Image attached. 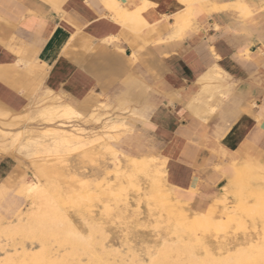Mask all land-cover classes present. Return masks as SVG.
<instances>
[{
    "label": "crops",
    "instance_id": "crops-1",
    "mask_svg": "<svg viewBox=\"0 0 264 264\" xmlns=\"http://www.w3.org/2000/svg\"><path fill=\"white\" fill-rule=\"evenodd\" d=\"M55 98L125 120L118 144L203 212L264 174V0H0V124Z\"/></svg>",
    "mask_w": 264,
    "mask_h": 264
},
{
    "label": "rangeland",
    "instance_id": "rangeland-1",
    "mask_svg": "<svg viewBox=\"0 0 264 264\" xmlns=\"http://www.w3.org/2000/svg\"><path fill=\"white\" fill-rule=\"evenodd\" d=\"M53 100V102H51L50 104H43L37 107L35 111H29L26 115L14 116L12 118H10L9 115H5L3 118L6 122L0 124V127L3 130L11 132L10 134H5L0 131V154L10 155L16 160L15 173L11 178H9L7 187L5 188L3 197L0 201V264H98V259H102V264H134V262L138 264H153L159 262V260L161 264H171L170 262H172V264H181V262L182 264H189L187 262V258H193L198 262L203 263H207L209 261L223 263L230 258H236L242 255L245 256L252 251L256 252L258 250L257 248H260L262 244H264V206H262L259 211H256V213L254 211L251 212V209L253 210L255 206V194L257 193V191L261 192L264 196V185L256 182L253 186V191L251 193H248L242 199L238 197H236L235 199L234 196L226 195V197H228L226 198L227 200H225L226 203L223 202V204H221L219 214L214 219L212 225H210L208 228H198L194 229L191 232H184L182 230L177 231L175 230V225L177 226L175 216L169 213L163 206H161L162 203L157 201L159 198H161V200L163 199V202L166 201L170 205H174L176 201L179 202V200L174 197L171 190H168L170 189V187L167 189V181L164 180L163 174H161L158 168V162L162 161L158 158L150 156H145L146 160H139V158L142 157L141 155L130 152L126 149V147L118 144L125 139L127 132L129 131V129L126 127L125 120L120 118L115 119L111 117V115H109L107 112L103 113L100 112V110L92 112L89 114V116H86V114L80 113L71 104L63 103L56 98ZM67 105H70L74 109V111L79 114V116L75 118V116L70 114V117H66V122L70 121L68 123L70 125H73L75 123L74 125H76L77 128L83 130V134L85 135V144H70L71 146L68 145L70 148L67 147V144H65L63 147L66 148L63 149V147L61 146L60 148L54 146V142L52 143L50 138L47 137L44 138V141L40 140V142H43L40 143V145H42L44 148L47 147L46 150H48V152H46V155L43 154L46 150L40 145L39 147L38 145H34L31 148L25 147L27 142L26 139L30 135V133H32L30 136L33 137H37V135L40 136L39 132L47 125L48 122L44 120L46 118L42 117V114L51 108L59 107L58 109H64ZM50 119H54V117H50ZM64 120L66 119H56L52 122V124L60 123V121ZM22 131H29V134H17ZM8 134L9 136H7ZM15 134L16 136L18 135V137H21L16 138ZM10 135L14 136H12L11 138ZM94 136L96 137L94 138ZM114 138L115 140H113ZM15 139L19 140L16 141ZM14 140L16 141V143L14 142ZM87 140H90V142ZM102 140L104 141L102 142ZM91 141L93 143H91ZM98 143L100 145L103 144L101 145L103 148L99 146ZM16 144H18L19 147ZM15 145L17 150L15 148ZM34 147L35 149H33ZM77 147L80 149H78ZM107 147L109 148V150H107ZM57 148L62 149L59 150ZM99 148H102V150L100 149V152ZM96 149L97 152H95ZM60 151H64V153L61 155ZM89 151H91V153L93 152L96 155L88 154L90 153ZM115 151L118 153H116ZM41 153L42 156L44 155V157L41 156ZM37 154L38 157L36 156ZM114 154L117 155V157L114 156ZM30 156H32L33 158L31 159ZM35 157L37 158L35 159ZM48 157L51 161L59 158L61 160H56V163L65 162L63 164H66V166L63 165V167H61L59 165L62 164H56L55 160L54 162H51L47 159ZM44 158L48 161L46 160L45 162ZM62 158L65 159L63 160V162H61ZM40 161L46 163H44L45 167L43 163H39ZM117 161L119 164H117ZM62 170L63 172H61ZM72 171L74 174H76V177L72 176L74 175L71 174ZM69 174H71V176H69ZM70 177L73 180L74 184H77L76 186L72 183ZM32 180L39 182L40 186L42 187V192L45 195L43 193L37 194L36 192L30 191L28 189L27 185ZM64 180L68 181L64 182ZM127 180L128 182H126ZM129 185H131V187ZM154 190H156V192ZM224 194L225 192L223 191L222 195ZM104 207H106V210H104ZM176 208L178 212L185 210V207H182L180 205H176ZM222 208L226 209L227 211L223 210ZM189 209L192 210V212L202 213L197 210L194 211L190 207ZM108 210L109 212L112 210V212L109 213ZM206 210H204L203 213L206 212ZM64 213L65 217L63 216ZM189 214H191L190 216L193 215L192 213ZM37 215H40V221L36 222V224H39V227H37L38 224L36 225L35 221L32 220L33 217ZM226 215L228 218L226 217ZM52 220H57L58 222L55 221L53 223ZM117 220H119L120 222ZM129 222H131L132 225ZM41 224L44 228L40 226ZM57 224L59 227L57 226ZM35 225L36 228L34 227ZM161 228L162 230H160ZM137 229L139 232H136ZM114 230L116 231L114 232ZM198 231L202 232H200L199 234ZM157 232L161 233L159 234ZM136 233L139 234L137 235ZM142 233L148 235V237L143 235ZM133 234H135V236ZM149 235H151L152 237L150 236V238ZM225 235H227V237ZM122 236L124 238H122ZM155 236H157V238H155ZM203 236L204 238L208 237L207 240L202 238ZM137 237L139 240L136 239ZM183 237H187V239H183ZM225 237L227 238L226 240L224 239ZM229 237L231 239L228 240ZM254 238H256L258 242L256 239V241H254ZM161 240H166L167 244L166 242H162ZM205 240L207 242H205ZM218 240L223 241L221 242ZM148 241L150 242L149 245L152 246H148V244H146V242L148 243ZM173 242H175V244ZM209 242L211 245L209 244ZM230 242L233 244H231ZM241 242H243V245L246 248L242 245ZM212 244L214 246H212ZM170 245L174 249L171 248ZM226 245L227 247H225ZM142 246H144L143 250L141 248ZM210 246L211 248H209ZM166 247L170 248L166 249ZM131 248L136 250L138 254ZM153 248L155 249L153 250ZM212 248L215 249V251H212ZM202 249L204 250V252ZM131 250L134 253L131 252ZM144 250L148 253H146ZM228 250L229 252H227ZM199 251L201 256H199ZM225 251L227 254L225 253ZM154 254H156L157 256H153ZM177 254L179 255V257ZM202 254H205V257ZM218 254L220 255L219 257H217ZM176 256L178 259L176 258ZM180 256H183L181 257L182 259L180 258ZM168 257H170V259ZM258 257L264 259V253L262 255H259ZM218 258H223V260H219ZM185 260L186 263L184 262Z\"/></svg>",
    "mask_w": 264,
    "mask_h": 264
},
{
    "label": "bare ground",
    "instance_id": "bare-ground-1",
    "mask_svg": "<svg viewBox=\"0 0 264 264\" xmlns=\"http://www.w3.org/2000/svg\"><path fill=\"white\" fill-rule=\"evenodd\" d=\"M186 3V2H185ZM148 9V8H147ZM140 19V18H139ZM54 101V100H53ZM52 101V102H53ZM63 105V104H62ZM66 105V104H65ZM56 106H58V105H56ZM60 106V105H59ZM59 108V107H58ZM58 108H51V109H49L48 111H45L43 114H42V117H44V118H46V119H44L46 122H48L47 123V125L39 132L40 133V136L39 135H37V137H33V136H30L32 133H30V135L27 137V142H26V146L25 147H32V146H36V145H38V147H39V145H40V143H43V142H40V140L42 141H44L45 139L44 138H47V137H49L50 138V140L52 141V143L54 142V146H56V147H59L60 148V146L61 147H63L65 144H67V147H69V146H71V145H75V143H76V145L78 144H85V135L83 134V130L82 129H79V128H77L76 127V125H70V124H68L69 122H66L67 121V116H69L70 114L71 115H73V116H75V118H77L78 116H79V114L77 113V112H75L74 111V109L70 106V105H67L64 109L62 108V109H58ZM40 110V109H39ZM73 116H72V118H73ZM41 117V116H40ZM50 117H54V119H50ZM70 117V116H69ZM81 117V116H80ZM66 119V120H64V121H60V123H56V124H52V122L54 121V120H56V119ZM82 118V117H81ZM69 119V118H68ZM116 119V118H115ZM77 120V119H76ZM118 120H120V119H118ZM43 122V121H42ZM46 124V123H45ZM114 125V124H113ZM116 125V124H115ZM120 125V124H119ZM118 125V126H119ZM2 126V125H1ZM117 126V125H116ZM3 127V126H2ZM112 127V126H111ZM109 128V127H108ZM114 128V127H113ZM113 128H111V129H113ZM105 129H106V127H105ZM120 129V128H119ZM27 130V129H26ZM29 130V129H28ZM109 130V129H108ZM0 131L1 132H3V133H5V134H7V133H11V132H9V131H6V130H3L1 127H0ZM9 134L7 135V136H9ZM17 134H29V131H22V132H20V133H17ZM23 135V136H24ZM109 135V134H108ZM6 136V135H5ZM11 136V135H10ZM12 136H14V135H12ZM12 136H11V138H12ZM104 136V135H103ZM107 136V135H106ZM115 136V135H114ZM15 137L17 138L18 137V135L16 136V134H15ZM19 137H21V136H19ZM18 137V138H19ZM96 136H94V138H95ZM98 137V136H97ZM100 137V136H99ZM14 138V137H13ZM93 138V137H92ZM101 138V137H100ZM20 139H22V138H20ZM89 139H90V137H89ZM117 139V138H116ZM16 141H18L19 139H15ZM14 140V142L16 143V141ZM25 140V141H26ZM101 140V139H100ZM113 140H115V138L113 139ZM4 141V140H3ZM7 141V140H6ZM87 141H89L90 142V140H87ZM93 141V140H92ZM91 141V143H93ZM96 141H98V140H96ZM104 140H102V142H103ZM117 141V140H116ZM2 142V141H1ZM5 142V141H4ZM13 142V141H12ZM24 143V142H23ZM51 143V142H50ZM97 143V142H96ZM99 143H100V141H99ZM98 143V144H99ZM45 144H46V142H45ZM71 144V145H70ZM107 144V143H106ZM105 144V145H106ZM13 145H14V143H13ZM16 145H18V144H16ZM16 145H15V148H16ZM25 145V144H24ZM44 145V144H43ZM47 145H49V144H47ZM69 145V146H68ZM101 145H103V144H101ZM100 144H99V146H101ZM22 146V145H21ZM40 146H42V145H40ZM1 147V146H0ZM18 147H19V145H18ZM43 147V146H42ZM41 147V148H42ZM79 147V146H78ZM77 147V148H78ZM102 147V146H101ZM106 147V146H105ZM109 147V146H108ZM107 147V148H108ZM23 148V147H22ZM37 148V147H36ZM44 148V147H43ZM53 148V147H52ZM51 148V149H52ZM59 148H57V149H59ZM64 148H66V147H63V149ZM70 148V147H69ZM72 148V147H71ZM74 148V147H73ZM82 148V147H81ZM85 148H86V146H85ZM87 148H89V147H87ZM91 148V147H90ZM94 148V147H93ZM96 148V147H95ZM103 148V147H102ZM102 148H99V152H100V149L102 150ZM27 149V148H26ZM33 149H35V147L33 148ZM45 150L47 149V147H45L44 148ZM43 149V150H44ZM62 149V148H61ZM61 149H59V150H61ZM78 149H80V148H78ZM16 150H17V148H16ZM37 150V149H36ZM50 150V149H49ZM55 150V149H54ZM92 150V149H91ZM107 150H109V148L107 149ZM20 151V150H19ZM22 151V150H21ZM26 151V150H25ZM33 151V150H32ZM39 151H40V149H39ZM94 151V150H93ZM27 152V151H26ZM36 152V151H35ZM43 152V151H42ZM45 153H43L44 155H46V152H48V150H46V151H44ZM57 152H59V151H57ZM90 153H88V154H94L93 152L91 153V151H89ZM95 152H97V149H96V151ZM99 152H98V156H99ZM109 152V151H108ZM116 152V151H115ZM114 152V153H115ZM36 153H38V152H36ZM54 153H56V152H54ZM60 153H61V155L64 153V151L63 152H61L60 151ZM116 153H118V152H116ZM115 153V154H116ZM20 154V153H19ZM19 154H18V156H19ZM39 154V153H38ZM38 154L36 155L37 157H38ZM50 154V153H49ZM84 154H87V153H84ZM83 154V155H84ZM114 154V156H116L117 157V155H115ZM2 155V154H1ZM12 155V154H11ZM22 155V154H21ZM20 155V156H21ZM30 155V154H29ZM34 155V154H33ZM44 155L42 156V153H41V156L42 157H44ZM48 155V154H47ZM60 155V156H61ZM89 155V156H90ZM94 155H96V154H94ZM119 155V154H118ZM35 156V155H34ZM52 156V155H51ZM55 156V155H54ZM53 156V157H54ZM57 156V155H56ZM59 156V157H60ZM101 156V155H100ZM6 157V156H5ZM22 157V156H21ZM31 157V159L33 158L32 156H30ZM37 157H35V159L37 158ZM40 157V156H39ZM45 157H47V156H45ZM49 157H50V155H49ZM49 157L47 158L48 160H50L51 159V157H50V159H49ZM52 157V158H53ZM65 157V156H64ZM86 157H88V156H86ZM92 157V156H91ZM95 157H97V156H95ZM120 157H122V156H120ZM26 158H27V156H26ZM55 158H58V157H55ZM93 158V157H92ZM92 158H90V159H92ZM159 158V157H158ZM45 159V158H44ZM47 159H45L44 161L46 162V160ZM54 159V158H53ZM59 159V158H58ZM58 159H54L55 160V163H56V160H58ZM67 159V158H66ZM123 159V158H122ZM25 160H27V159H25ZM38 160H39V158H38ZM43 160V159H42ZM47 160V161H48ZM54 160L53 161H51V162H54ZM59 160H61V159H59ZM58 160V161H59ZM63 160H65V159H63L62 158V161L61 162H63ZM139 160H146V157L145 156H142L141 158H139ZM150 160H152V159H150ZM30 161V160H29ZM160 161V160H159ZM31 162V161H30ZM38 162V161H37ZM44 162V163H45ZM135 162V161H134ZM140 162V161H139ZM33 163V162H32ZM35 163V162H34ZM40 164H42L43 162H39ZM44 163H43V165H44ZM54 163V164H55ZM63 163H65V162H63ZM63 163H56V164H62V165H59V166H61V167H63V165H65L66 166V164H63ZM85 163V162H84ZM92 163H93V161H92ZM137 163V162H136ZM159 163V170H160V172H161V174H163V178H164V180L165 181H168V180H166L167 178H166V169H164V166H163V162H158ZM157 163V164H158ZM31 164V163H30ZM37 164V163H36ZM46 164V163H45ZM53 164V163H52ZM82 164V163H81ZM117 164H119L118 163V161H117ZM132 164H133V162H132ZM121 165V164H120ZM137 165V164H136ZM135 165V166H136ZM141 165V164H140ZM156 165V164H155ZM250 165V164H249ZM31 166V165H30ZM34 166V165H33ZM48 166V165H47ZM117 166V165H116ZM252 166V165H251ZM44 167H45V165H44ZM58 167V166H57ZM130 167V166H129ZM134 167V166H133ZM139 167V166H138ZM36 168H38V167H36ZM35 168V169H36ZM56 168V167H55ZM59 168V167H58ZM142 168V167H141ZM140 168V169H141ZM157 168V169H158ZM40 169V168H39ZM48 169V168H47ZM62 169V168H61ZM65 169H66V167H65ZM70 169V168H69ZM137 169V168H136ZM37 170V169H36ZM76 170V169H75ZM139 170V169H138ZM263 170V169H262ZM47 171V170H46ZM49 171V170H48ZM67 171H68V169H67ZM78 171V170H77ZM127 171V170H126ZM125 171V172H126ZM148 171V170H147ZM146 171V172H147ZM149 171H151V170H149ZM241 171V170H240ZM61 172H63V170L61 171ZM80 172V171H79ZM124 172V173H125ZM139 172V171H138ZM233 172V171H232ZM57 173V172H56ZM68 173V172H67ZM69 173H70V170H69ZM78 173V172H77ZM121 173V172H120ZM239 173V172H238ZM66 174V173H65ZM71 174H74L73 173V171L71 172ZM71 174H69V176H71ZM138 174H141V173H138ZM160 174V175H161ZM233 174V173H232ZM76 174H74V175H72V176H75ZM53 176V175H52ZM57 176V175H56ZM55 176V177H56ZM78 176H80V175H78ZM150 176V175H149ZM153 176V175H152ZM76 177V176H75ZM239 177V176H238ZM33 178H34V176H33ZM70 179H71V177H70ZM130 179V178H129ZM128 179V180H129ZM72 180V179H71ZM70 180V181H71ZM128 180L126 181V182H128ZM132 180H134V179H132ZM68 181V180H67ZM67 181H65L64 180V182H67ZM114 181V180H113ZM131 181V180H130ZM149 181V180H148ZM80 182H81V179H80ZM256 182H259L260 184H262V185H264V174H262L261 176H259V175H257V173H255V171H254V169L253 168H251V167H248V166H246V167H244V168H242V172H241V176L239 177V179L236 181H234L233 182V184H231V186H226V188H224V192H225V194L224 195H222V196H220L218 199H214V202L213 203H211V206L206 210V212H202V213H197V212H192V210H190L189 209V207H190V205H186V204H183V202L181 203L180 201L178 202V201H176L175 202V204L176 205H180V206H184L185 207V210H182L181 212H178V210H177V208H176V205L174 204V205H170L169 203H167L166 201H162L161 200V198H159L157 201H159L160 203H162V205L161 206H163L165 209H167V211L169 212V213H171V214H173L174 216H175V218H176V223H177V226L175 225V230H177V231H184V232H186V231H188V232H191V231H193L194 229H198V228H202V229H205V228H208L210 225H212V223H213V221H214V219L216 218V216L219 214V211H220V208H221V204H223V202H225V200H227L226 198H228V197H226V195H231V196H234L235 197V199H236V197H238V198H244L248 193H251L252 191H253V186L255 185V183ZM72 183L74 184V182H73V180H72ZM142 183V182H141ZM147 183V182H146ZM152 183V182H151ZM154 183V182H153ZM157 183V182H156ZM109 184H111V183H109ZM138 184V183H137ZM75 186L77 185V184H74ZM126 185V184H125ZM134 185V184H133ZM152 185V184H151ZM166 185H167V183H166ZM130 187H131V185H129ZM27 187H28V189L30 190V191H33V192H36L37 194H42L43 192H42V187L40 186V184H39V182H36V181H31L30 183H28V185H27ZM68 187V186H67ZM78 187V186H77ZM80 187V186H79ZM82 187V186H81ZM66 188V187H65ZM107 188V187H106ZM135 188V187H134ZM138 188V187H137ZM154 188V187H153ZM169 188V186L167 187V189ZM110 189V188H109ZM157 189V188H156ZM136 190H138V189H136ZM168 190H170V189H168ZM155 192H156V190H154ZM158 191V190H157ZM175 191V190H174ZM68 192V191H67ZM66 192V193H67ZM137 192V191H136ZM178 192V191H177ZM182 192V191H181ZM35 193V194H36ZM65 193V194H66ZM174 193H176V192H174ZM180 193V192H179ZM44 194V193H43ZM124 194V193H123ZM158 194V193H157ZM173 194V193H172ZM184 194H186L185 192H184ZM183 194V195H184ZM45 195V194H44ZM43 195V196H44ZM182 195V196H183ZM187 195V194H186ZM186 195H184V198H186L187 196ZM189 195V194H188ZM70 196V195H69ZM110 196H113V195H110ZM176 196H177V194H176ZM178 196H181V195H178ZM177 196V197H178ZM186 196V197H185ZM255 203H254V208H253V210L251 209V212L252 211H254L255 213H256V211H259L260 210V208L262 207V206H264V196L262 195V193L261 192H259V191H257V193L255 194ZM67 197V196H66ZM72 197V196H71ZM130 197V196H129ZM135 197V196H134ZM190 197V196H189ZM195 197V196H194ZM194 197H193V199H194ZM198 197V196H197ZM165 198V197H164ZM172 198V197H171ZM181 198V197H180ZM183 198V197H182ZM202 198V197H201ZM186 199H188V198H186ZM190 199H191V197H190ZM199 199H200V197H199ZM129 200V199H128ZM203 200V199H202ZM190 201H192V200H190ZM189 201V202H190ZM208 201V200H207ZM51 203V202H50ZM226 203V202H225ZM234 203V202H233ZM48 204V203H47ZM209 204V203H208ZM194 205V204H193ZM46 206H48V205H46ZM158 206H159V203H158ZM189 206V207H188ZM103 207V206H102ZM122 207V206H121ZM105 208V209H104ZM103 209L104 210H106V207H104ZM162 208V207H161ZM49 209V208H48ZM52 209H54V208H52ZM110 209V208H109ZM112 209V208H111ZM195 209V208H194ZM193 209V210H194ZM223 209V208H222ZM113 210V209H112ZM112 210L109 212V210H108V212L109 213H111L112 212ZM145 210V209H144ZM223 210H226V209H223ZM160 211H161V209H160ZM164 211V210H163ZM195 211V210H194ZM227 211V210H226ZM54 212V211H53ZM60 212V211H59ZM104 212V211H103ZM168 212H166V213H168ZM160 213V212H159ZM189 213H192L193 215V217L192 216H190L191 214H189ZM226 213H228V212H226ZM145 214H146V212H145ZM65 215V213L63 214V216ZM144 215V214H143ZM230 215V214H229ZM164 216H165V214H164ZM168 216V215H167ZM40 215H37V216H34L33 217V219L32 220H34L35 221V224H36V222H39L40 221ZM54 217V216H53ZM58 217H60V216H58ZM65 217V216H64ZM169 217V216H168ZM225 217V216H224ZM226 217H227V215H226ZM56 218V217H55ZM228 218V217H227ZM54 219V218H53ZM61 219V218H60ZM60 219H59V221H60ZM146 219V218H145ZM144 219V220H145ZM171 219V218H170ZM221 219V218H220ZM246 219V218H245ZM73 220V219H72ZM74 220H75V218H74ZM77 220V219H76ZM224 220V219H223ZM33 221V222H34ZM49 221V220H48ZM55 221H57V220H55ZM54 220H52V222L54 223L55 222ZM62 221V220H61ZM117 221H119V220H117ZM167 221H168V218H167ZM51 222V223H52ZM58 222V221H57ZM56 222V223H57ZM78 222V221H77ZM76 222V223H77ZM120 222V221H119ZM136 222V221H135ZM140 222V221H139ZM147 222V221H146ZM234 222V221H233ZM41 223H42V221H41ZM63 223V222H62ZM75 223V224H76ZM130 224H131V222H129ZM166 223V222H165ZM230 223V222H229ZM38 224V223H37ZM36 224V225H37ZM74 224V225H75ZM136 224V223H135ZM147 224V223H146ZM174 224V223H173ZM36 225L34 226L35 228H36ZM64 225V224H63ZM129 225V224H128ZM132 225V224H131ZM156 225V224H155ZM164 225V224H163ZM167 225V224H166ZM40 226H42V224L40 225ZM56 226V225H55ZM57 226H58V224H57ZM234 226V225H233ZM37 227H39V224H38V226ZM43 227V226H42ZM51 227V226H50ZM54 227V226H53ZM59 227V226H58ZM132 227V226H131ZM135 227V226H134ZM138 227V226H137ZM136 227V228H137ZM152 227V226H151ZM44 228V227H43ZM57 228V227H56ZM129 228V227H128ZM139 228V227H138ZM142 228H144V227H142ZM155 228V227H154ZM165 228V227H164ZM100 229V228H99ZM102 229V228H101ZM104 229V228H103ZM118 229H119V227H118ZM133 229V228H132ZM166 229V228H165ZM164 229V230H165ZM117 230V229H116ZM116 230H114V232L116 231ZM131 230V229H130ZM149 230V229H148ZM160 230H162V228L160 229ZM163 230V231H164ZM168 230V229H167ZM166 230V231H167ZM101 231V230H100ZM104 231V230H103ZM109 231V230H108ZM110 231H113V230H110ZM120 231V230H119ZM141 231H143V230H141ZM230 231V230H229ZM133 232V231H132ZM134 232H135V229H134ZM133 232V233H134ZM136 232H139L138 231V229L136 230ZM199 232V231H198ZM200 232H202V231H200ZM200 232H199V234H200ZM213 232V231H212ZM101 233V232H100ZM110 233V232H109ZM113 233V232H112ZM147 233H149V232H147ZM146 233V234H147ZM157 233H159V232H157ZM161 233V232H160ZM159 233V234H160ZM204 233V232H203ZM232 233V232H231ZM98 234V233H97ZM111 234V233H110ZM137 234V233H136ZM139 234V233H138ZM137 234V235H138ZM143 234V233H142ZM152 234V233H151ZM155 234V233H154ZM153 234V235H154ZM212 234V233H211ZM215 234V233H214ZM230 234V233H229ZM258 234V233H257ZM260 234V233H259ZM102 235H103V233H102ZM101 235V236H102ZM131 235V234H130ZM134 236H135V234H133ZM143 235H145V234H143ZM158 235V234H157ZM165 235H168V234H165ZM164 235V236H165ZM221 235V234H220ZM238 235V234H237ZM57 236V235H56ZM100 236V235H99ZM145 236H147L148 237V235H145ZM151 235H149V237H150ZM161 236H163V235H161ZM211 236H213V235H211ZM226 237H227V235H225ZM234 236V235H233ZM254 236V235H253ZM263 236V235H262ZM105 237V236H104ZM144 237V236H143ZM152 237V236H151ZM150 237V238H151ZM172 237V236H171ZM170 237V238H171ZM213 237H215V236H213ZM221 237V236H220ZM224 238L225 240L227 239V238ZM255 237H256V235H255ZM103 238V237H102ZM122 238H124L123 236H122ZM121 238V239H122ZM141 238H142V236H141ZM155 238H157V236H155ZM162 238V237H161ZM184 238H186L187 239V237H183V239ZM202 238H204V236L202 237ZM208 238V237H207ZM207 238L205 237L204 239H206L207 240ZM210 238V237H209ZM222 238H223V236H222ZM236 238H237V236H236ZM239 238H240V236H239ZM243 238V237H242ZM249 238V237H248ZM132 239H133V237H132ZM136 239H138V237L136 238ZM144 239V238H143ZM148 239V238H147ZM154 239V238H153ZM185 239V240H186ZM203 239V240H204ZM213 239H215V238H213ZM229 239H231L230 237L228 238V240ZM233 239V238H232ZM235 239V238H234ZM256 238H254V241H256L255 240ZM123 240H125V239H123ZM130 240H131V238H130ZM139 240V239H138ZM152 240V239H151ZM173 240V239H172ZM205 240V242H207ZM227 240V241H228ZM242 240V239H241ZM133 241V240H132ZM135 241V240H134ZM145 241V240H144ZM150 241V240H149ZM148 241V243L146 242V244H148V246H152V245H149V243L151 242H149ZM153 241V240H152ZM162 241V240H161ZM164 241V240H163ZM162 241V242H163ZM174 241H175V238H174ZM178 241V240H177ZM209 241V240H208ZM211 241V240H210ZM213 241V240H212ZM218 241H221V240H218ZM223 241V240H222ZM221 241V242H222ZM226 241V242H227ZM124 242V241H123ZM154 242V241H153ZM152 242V243H153ZM156 242V241H155ZM164 242H166V240L164 241ZM183 242V241H182ZM202 242H204V241H202ZM235 242V241H234ZM238 242H239V239H238ZM244 242H245V240H244ZM257 242H258V240H257ZM256 242V243H257ZM125 243H128V242H125ZM145 243V242H144ZM158 243V242H157ZM174 244H175V242H173ZM177 243V242H176ZM219 243V242H218ZM231 243V242H230ZM229 243V244H230ZM237 243V242H236ZM242 243V245H243V242H241ZM254 243V242H253ZM255 243V244H256ZM134 244V243H133ZM166 244H167V242H166ZM174 244H172V245H174ZM203 244V243H202ZM206 244V243H205ZM209 244H210V242H209ZM214 244V243H213ZM212 244V246H214ZM217 244V243H216ZM228 244V245H229ZM231 244H233V243H231ZM254 244V245H255ZM143 245V244H142ZM145 245V244H144ZM211 245V244H210ZM219 245V244H218ZM217 245V246H218ZM241 245V244H240ZM241 245V246H242ZM261 245V244H260ZM130 246V245H129ZM156 246V245H155ZM166 246H168V245H166ZM178 246V245H177ZM205 246V245H204ZM221 246V245H220ZM236 246V245H235ZM244 246V245H243ZM132 247V246H131ZM143 247L144 246H142L141 248H142V250H143ZM161 247V246H160ZM170 247L171 248H173L171 245H170ZM170 247H166V249L168 248H170ZM182 247V246H181ZM180 247V248H181ZM207 247H208V244H207ZM224 247V246H223ZM225 247H227V245L225 246ZM224 247V248H225ZM230 247V246H229ZM245 247V246H244ZM248 247V246H247ZM102 248V247H101ZM150 248V247H149ZM177 248V247H176ZM209 248H211V246L209 247ZM215 248V247H214ZM220 248V247H219ZM223 248V249H224ZM246 248V247H245ZM131 249H133V248H131ZM145 249V248H144ZM155 248H153V250H154ZM174 249V248H173ZM226 249V248H225ZM233 249H236V248H233ZM258 250L255 252V251H252V252H250V253H248V254H246L245 256H239V257H236V258H230V259H228V260H224L225 262H223V263H217V262H212V261H209V262H207V263H203V262H198L197 260H195V259H193V258H190V259H188L187 258V262L189 263V264H264V259L263 258H260V257H258L259 255H262L263 253H264V244H262V246L260 247V248H257ZM146 250V249H145ZM144 250V251H145ZM203 250V249H202ZM230 250H232V249H230ZM133 251L134 252H136V250H134L133 249ZM132 250H131V252H133ZM143 251V252H144ZM158 251V250H157ZM161 251V250H160ZM159 251V252H160ZM173 251V250H172ZM212 251H215V249H213L212 248ZM219 251V250H218ZM234 251H236V250H234ZM245 251H246V249H245ZM111 252H113V251H111ZM133 252V253H134ZM142 252V253H143ZM146 252V251H145ZM164 252V251H163ZM203 252H204V250H203ZM222 252H224V251H222ZM227 252H229V250L227 251ZM137 254H138V252H136ZM146 253H148V252H146ZM179 253V252H178ZM199 253V256H201V254H200V251L198 252ZM215 253V252H214ZM216 253H217V251H216ZM215 253V254H216ZM225 253H226V251H225ZM235 253V252H234ZM104 254V253H103ZM156 254H157V252H156ZM156 254H154L153 256H155ZM167 254H169V253H167ZM171 254V253H170ZM187 254V253H186ZM227 254V253H226ZM135 255V254H134ZM158 255H159V253H158ZM178 255V254H177ZM181 255V254H180ZM198 255V254H197ZM203 255V254H202ZM214 255V254H213ZM217 255V254H216ZM157 256V255H156ZM166 256V255H165ZM168 256H170V255H168ZM172 256V255H171ZM204 257H205V254L203 255ZM220 255L218 254V256L217 257H219ZM224 256H225V254H224ZM109 257V256H108ZM135 257V256H134ZM149 257H150V255H149ZM178 257H179V255H178ZM181 257H183V256H180V258ZM212 257H214V256H212ZM222 257V256H221ZM102 258V257H101ZM169 259H170V257H168ZM176 258H177V256H176ZM152 259H153V257H152ZM178 259V258H177ZM182 259V258H181ZM219 259V258H218ZM125 260V259H124ZM163 260V259H162ZM175 260V259H174ZM184 260V259H183ZM182 260V261H183ZM213 260V259H212ZM219 260H223V258L221 259H219ZM80 261V260H79ZM179 261H180V259H179ZM200 261V260H199ZM104 262V261H103ZM137 262V261H136ZM163 262V261H162ZM185 263H186V260L184 261ZM55 263V262H54ZM97 263L98 264H102V259H98L97 260ZM130 263V262H129ZM152 263V262H151ZM171 264H172V262H170ZM105 264V263H104ZM119 264V263H118ZM134 264H138V263H135L134 262ZM141 264V263H140ZM153 264H161L160 263V260H159V262H156V263H153ZM167 264V263H166ZM174 264V263H173ZM181 264H182V262H181Z\"/></svg>",
    "mask_w": 264,
    "mask_h": 264
}]
</instances>
